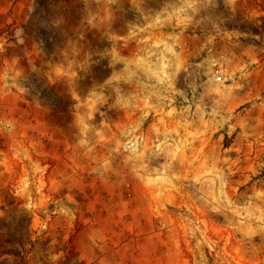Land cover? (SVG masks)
<instances>
[{"label":"rangeland","instance_id":"obj_1","mask_svg":"<svg viewBox=\"0 0 264 264\" xmlns=\"http://www.w3.org/2000/svg\"><path fill=\"white\" fill-rule=\"evenodd\" d=\"M61 2L0 20V264H264L262 180L236 181L230 134L207 155L190 142L201 119L213 120L211 97L199 94L207 65L190 82L182 65L126 60L121 37L122 11H146L145 28L148 12L170 11L165 30L230 36L241 51L262 50V62L264 0ZM69 37L81 54L68 71L53 44ZM87 49L92 72L87 58L79 64ZM28 64L23 81L14 68ZM210 71L226 82L221 64ZM71 150L88 159V175L78 159L62 161Z\"/></svg>","mask_w":264,"mask_h":264},{"label":"crops","instance_id":"obj_2","mask_svg":"<svg viewBox=\"0 0 264 264\" xmlns=\"http://www.w3.org/2000/svg\"><path fill=\"white\" fill-rule=\"evenodd\" d=\"M46 1L47 0H0V20L3 19L2 13L6 14V12L10 10L16 11L15 15H17V17L22 15L28 16L30 13H33L34 4L39 3L37 5H40L46 3ZM61 1L63 2V0H60V2ZM144 13H146V11H130L129 9L122 11L121 13L125 19V30H123L121 37H125L126 43L129 44V47L127 46L129 48L128 55L125 56L126 60L130 59L131 61L136 62L141 58V62L144 60V57L146 59L150 57L156 65L160 63H166L172 67L182 65L188 70L185 74H187V79L190 82L195 81L200 76L198 75L200 72V66L202 65L201 67H205L207 65L208 71L202 73L206 78L201 84L202 89H200L199 94L211 97L209 109L214 110V113H212L213 120L206 122L205 119L202 120L200 118L201 120L199 123L195 125L198 129H195L194 134L190 132L192 135L190 142L193 144L197 143V153H200L202 156V153L207 155V153L212 150L213 145L219 143L224 138L225 134H230L234 146L233 150H237V155L233 157L234 159H238L237 168L233 170L234 173L236 172L235 175H237V180H235L238 181L240 180V177L246 175L245 178L248 179L247 183L250 184L249 188L251 189H255L254 185L261 180L264 184V171L262 176L258 175L262 172L258 167L260 163L264 166V60L262 62L259 61L263 58L262 50L259 49L258 51H254L255 46H251L247 51H241L240 49L242 47H240L239 41H236V39H233L232 37L231 39L230 36L211 41L205 34H201L202 36L200 35L199 37L196 34H191L190 31L196 30L191 27L188 29L189 33L182 32V35L181 32L177 34L175 27H172L171 25H167L169 28H166L165 30L164 23L169 21L168 18L171 16L170 11L148 12L147 18L149 19L147 21L150 22L148 23L150 28L148 26L145 28L143 23ZM132 14L135 18L130 24L129 22L132 21L130 18ZM66 16L70 17L71 12L68 11ZM64 19L65 18L62 15L60 23H63ZM191 24L193 23L191 22ZM133 26H135V29H133ZM24 28L25 27L23 26V29ZM149 29H152L153 32L150 33ZM69 30H71V28ZM22 35L24 34H19L16 39L20 44H23L24 36ZM70 44V37L69 40L67 39L61 43L53 44L57 49V55L61 58L58 60L59 62L61 60L60 65L68 69V71L69 67H71L70 64H75L76 59L78 60L79 58L78 55L81 54L79 49L75 50L70 48ZM23 45H25V43ZM154 45H157L158 47L155 48ZM160 45H162V48H160ZM89 46L90 45H88V47ZM164 46L165 48H163ZM251 48L253 49L250 50ZM89 49L86 50L87 52L83 53L81 56L82 60L79 64L83 63L87 58L86 63L89 68L88 70H90L91 65L92 72L95 70V58L94 52H90ZM163 49H166V51ZM31 53L32 52L29 49L28 54ZM149 53H152V55H148ZM19 59V57H13V63H16ZM53 62L54 61L51 63ZM216 63L219 65L221 64L224 68L225 73L223 75L224 80L226 81L225 83L216 81L215 76L210 74V67ZM43 64H45L44 73L46 74V71H48V63ZM28 65L27 67L25 66L26 68L21 69V71H19L17 67L14 69L19 74H23L32 69V67ZM48 67L51 66L48 65ZM147 71L153 73V71H149V69ZM22 76L21 80L30 81L27 74H23ZM29 87L24 86V88L21 89L23 92H26L24 93V96L29 93V90H31V87ZM27 106V104H23L24 109L28 108ZM39 107L42 108V105ZM219 108L223 110L220 115L221 119L216 117L219 115ZM231 117L233 119H230ZM37 123L44 130H47L48 127L51 126L47 121H42L41 119H39V122L37 121ZM191 126L192 124L190 127ZM219 131L220 135L217 137ZM214 135L215 140H213ZM62 140L65 144L70 145L66 138H63ZM73 142L75 143L74 140L71 143L73 144ZM71 151V158H66L68 157V154H64L65 157L62 158V161L64 162L67 160L71 161L69 164L70 167L74 166V159H80L75 155L74 150ZM54 154L56 155L57 152ZM241 160H248V165L240 164L239 162ZM80 162L82 163L81 172H85L83 175H88L89 169H92L88 165V159L83 157L79 160V163ZM48 163L50 164V162ZM83 168H86V170ZM253 178V182L250 183Z\"/></svg>","mask_w":264,"mask_h":264},{"label":"built area","instance_id":"obj_3","mask_svg":"<svg viewBox=\"0 0 264 264\" xmlns=\"http://www.w3.org/2000/svg\"><path fill=\"white\" fill-rule=\"evenodd\" d=\"M215 80L218 81V82H220V81H222V77H221V76H217V77L215 78Z\"/></svg>","mask_w":264,"mask_h":264},{"label":"trees","instance_id":"obj_4","mask_svg":"<svg viewBox=\"0 0 264 264\" xmlns=\"http://www.w3.org/2000/svg\"><path fill=\"white\" fill-rule=\"evenodd\" d=\"M42 1V0H41Z\"/></svg>","mask_w":264,"mask_h":264}]
</instances>
